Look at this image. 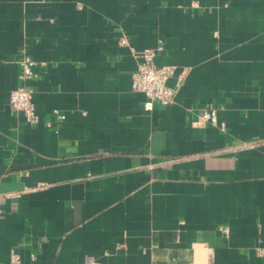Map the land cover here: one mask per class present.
<instances>
[{"label":"crops","instance_id":"1","mask_svg":"<svg viewBox=\"0 0 264 264\" xmlns=\"http://www.w3.org/2000/svg\"><path fill=\"white\" fill-rule=\"evenodd\" d=\"M122 33L177 66L171 104L142 110ZM22 50L45 63L36 125L8 103ZM209 103L225 131L197 122ZM258 248L264 0H0V264H264Z\"/></svg>","mask_w":264,"mask_h":264},{"label":"built area","instance_id":"2","mask_svg":"<svg viewBox=\"0 0 264 264\" xmlns=\"http://www.w3.org/2000/svg\"><path fill=\"white\" fill-rule=\"evenodd\" d=\"M191 7H198L197 2H192ZM118 44L125 46L136 61V68L131 76V89L144 94L145 100L142 102V110L150 112L156 103L164 106L171 104L174 100L175 88L167 85V80L176 74L178 68L176 65L157 66L154 63L157 52L162 49L160 42L154 47L137 49L130 43L128 36L122 33L118 38ZM18 65V85L10 91L8 103L10 108L22 114L25 123L36 125L39 122V116L36 111V105L33 102L34 91L29 85V81L36 76L35 66L45 65V63L34 60L22 50ZM184 73L185 70L182 69L179 76ZM217 111V107L213 104L205 105L198 116L197 122L210 124L219 130L225 131L226 125L219 120ZM52 113L56 121H61L65 118V115L57 109H54ZM45 124L50 126L52 122L46 121ZM219 231L223 235H228L229 233L227 226H220ZM258 252L264 257V248H258ZM20 263L19 255L12 251L9 264Z\"/></svg>","mask_w":264,"mask_h":264},{"label":"water","instance_id":"3","mask_svg":"<svg viewBox=\"0 0 264 264\" xmlns=\"http://www.w3.org/2000/svg\"><path fill=\"white\" fill-rule=\"evenodd\" d=\"M174 80H175V77H171L167 80V85H169L170 87L174 84Z\"/></svg>","mask_w":264,"mask_h":264}]
</instances>
